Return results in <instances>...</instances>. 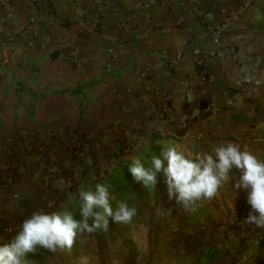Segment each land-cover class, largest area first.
I'll return each instance as SVG.
<instances>
[{
	"label": "crops",
	"instance_id": "crops-1",
	"mask_svg": "<svg viewBox=\"0 0 264 264\" xmlns=\"http://www.w3.org/2000/svg\"><path fill=\"white\" fill-rule=\"evenodd\" d=\"M224 141L264 155V0H0V241L37 209L79 219V190L98 183L114 212L118 197L137 208L30 264H142L155 230L148 264H236L238 249L264 264L245 193L225 184L193 215L163 173L148 188L128 171Z\"/></svg>",
	"mask_w": 264,
	"mask_h": 264
},
{
	"label": "clouds",
	"instance_id": "clouds-1",
	"mask_svg": "<svg viewBox=\"0 0 264 264\" xmlns=\"http://www.w3.org/2000/svg\"><path fill=\"white\" fill-rule=\"evenodd\" d=\"M234 170L239 177L233 184ZM128 171L148 188L155 187L158 175L163 173L169 198L174 197L185 208L216 198L225 184H231L234 193L246 194L248 214L244 223L264 229V155L241 143L224 141L211 152L195 156L170 146L161 156L133 159ZM110 200L109 187L98 183L94 190H79L74 205L79 208V219L66 206L59 211H32L9 238L0 241V264H30V256L38 249L50 253L71 250L82 234L107 230L109 218L131 223L136 206L121 202L114 212Z\"/></svg>",
	"mask_w": 264,
	"mask_h": 264
},
{
	"label": "rangeland",
	"instance_id": "rangeland-1",
	"mask_svg": "<svg viewBox=\"0 0 264 264\" xmlns=\"http://www.w3.org/2000/svg\"><path fill=\"white\" fill-rule=\"evenodd\" d=\"M138 187V186H137ZM136 187V188H137ZM127 188V189H126ZM125 189L126 190H129V189H133L132 188V186L131 187H126ZM122 189H124V187H122ZM121 202H124V198L123 197H121V198H117V203L119 204V203H121ZM199 209H200V205H199V208H198V210L196 211V212H193L192 210H191V212L193 213V215H196V214H198L199 213ZM191 213V214H192ZM217 227L218 228H220V230H218V234L220 235V236H223L224 235V233L226 232V229H225V226L222 224V225H217ZM155 232H156V237L154 238V239H152L151 241H149L150 242V245L148 246L149 247V250L146 248V249H144L143 250V258H142V260H141V263L142 264H148L149 263V260H148V255H152V253L154 254L155 252H156V250L158 249V247L160 246V244H161V241H160V235L159 234H157V230H155ZM165 233V235L167 236V234L169 233V232H171V230L169 231L168 229H166L165 231H164ZM179 233V234H178ZM183 233V235H181ZM174 234H178V235H176V236H178L181 240H183V239H185V236H184V232L183 231H181V230H177V231H174ZM186 235V234H185ZM180 240V241H181ZM179 241V242H180ZM174 242H177V246L176 247H178V250L180 249V243H178V239H176ZM201 247V245L199 246V248ZM198 249V248H197ZM140 251H142V249L140 250ZM195 251H197V250H195ZM199 252V251H198ZM240 252H242V250L240 249H238V250H236V251H234L232 254L234 255L233 257H236V259H238L240 256H242V255H245L244 253H242L241 255H240ZM146 253V254H145ZM194 255V254H193ZM231 256V255H230ZM247 256V255H246ZM248 257V256H247ZM183 258H185V256H183ZM235 259V260H236ZM181 261V260H180ZM245 264H250V261H249V257H248V261L245 263Z\"/></svg>",
	"mask_w": 264,
	"mask_h": 264
},
{
	"label": "built area",
	"instance_id": "built-area-1",
	"mask_svg": "<svg viewBox=\"0 0 264 264\" xmlns=\"http://www.w3.org/2000/svg\"><path fill=\"white\" fill-rule=\"evenodd\" d=\"M16 197L17 196H15V198ZM198 208H199V204L197 203V204H195L194 206L191 207V210L193 212H196L198 210ZM13 232H14V230L12 228H7L5 234L10 236V235L13 234ZM247 261H248V257L246 255H242L238 259H236V264H245Z\"/></svg>",
	"mask_w": 264,
	"mask_h": 264
},
{
	"label": "trees",
	"instance_id": "trees-1",
	"mask_svg": "<svg viewBox=\"0 0 264 264\" xmlns=\"http://www.w3.org/2000/svg\"><path fill=\"white\" fill-rule=\"evenodd\" d=\"M204 103H205V101H202L201 102V105H200V110L201 111H204V110H206L208 107H207V104H206V106L204 105Z\"/></svg>",
	"mask_w": 264,
	"mask_h": 264
}]
</instances>
